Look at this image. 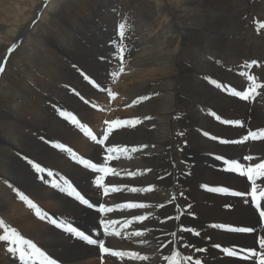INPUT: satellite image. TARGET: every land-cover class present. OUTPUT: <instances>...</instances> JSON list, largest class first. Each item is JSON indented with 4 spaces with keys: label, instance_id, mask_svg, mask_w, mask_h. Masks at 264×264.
Returning <instances> with one entry per match:
<instances>
[{
    "label": "bare ground",
    "instance_id": "6f19581e",
    "mask_svg": "<svg viewBox=\"0 0 264 264\" xmlns=\"http://www.w3.org/2000/svg\"><path fill=\"white\" fill-rule=\"evenodd\" d=\"M30 1L31 7L37 4V0ZM180 1L168 0L167 2L172 3L171 5L182 6ZM190 1L195 4L199 3L197 0ZM223 1L234 2V6L239 7L237 8V15L240 14L241 17L249 10L248 7H244V5H248V0ZM52 2L53 0H49L45 4L43 3V6L47 5V7L44 11L41 10V14H45L49 10ZM158 2L161 11L159 13H162L167 4L163 3V0ZM6 3V0H0V6L6 5ZM182 8L186 9V7ZM166 9L168 10V8ZM164 12L166 13V11ZM42 15L40 19H42ZM38 18L39 16L35 19ZM240 21L238 24L241 27L244 21ZM167 28L168 31L172 32L177 30H173L171 25ZM230 28L233 27L230 26ZM203 29L202 32L207 31L206 28ZM180 32L182 37L187 36L182 31ZM195 35L188 34L189 37L187 36V40L184 39V43L178 41L174 49L163 51L165 48H161L162 50L155 54L149 49L152 47L151 40L155 37V34H151L149 46L145 51L141 46L142 42L130 48L131 55H127L124 51L122 64L118 59L119 50L116 49V51L111 52L112 49L109 48L105 50V54L102 56L103 65L87 70L91 76L97 79L98 84L105 86L104 84L108 85L114 79L111 73L117 72L118 65L123 67L125 75H122L118 83L109 86L115 90L113 92L115 96L111 99V103L115 106L105 108L107 112L111 111L105 120L139 118L142 123L135 128L116 131L106 142V145L108 143L120 144L130 149L147 145L146 148H141L140 151L136 152L118 153L120 155L119 160H104L103 157L106 154L102 151V146L91 141L90 137L75 126L70 127L68 124L70 120L67 116H60L59 109H63L62 105L66 102L65 92L62 93V98L65 101L60 102V100L57 108H52L53 110L50 111L46 120L41 118L38 124L40 130H46L49 135L56 138L57 142L64 144L65 149L71 148L76 155L79 154L82 158L91 160L93 163H106L108 167L115 168L118 175L109 174L105 177V183L109 187H120L122 189L120 193H110L107 197L103 196L102 190L94 185L95 175H99V173L95 174L91 169H86L83 165L73 161L71 159L73 152L65 155L60 153L54 145H48L50 143L37 144V146L41 152V164L47 165L45 172L47 174L49 171L52 173L51 176L48 175L51 183L64 187L65 181L70 182L81 195L89 200L92 207L81 204L73 197H68L59 188L45 186L37 178V173H28L26 170L28 167L25 168L22 159L11 157L12 163H6L2 167V171L8 167L9 172L6 171L8 174L6 172L5 174L12 176V182L17 183L21 192L34 204L38 206L41 204V207L59 214L55 216L43 213L41 217L46 218L38 219L20 200L19 193L21 192L14 197L0 196V211L5 215L0 216V221L16 226L28 238L26 241H31L44 253V256L39 255V253L32 255L31 264H45L46 257L49 256L56 259L57 264H171V262L186 264L184 257L188 255L194 259H200L201 264H259L258 257L249 258L244 253L251 250L264 251L259 246V237L264 236V219L258 216V212L250 199L249 203L246 204L243 202V197L232 195L236 191L249 192L251 182L246 176L227 171V169L240 171L243 166L238 165L233 160L246 163L242 157L243 154L246 157L253 156L254 159L248 163H257L258 160L263 159H257V157H264V142L248 143L244 142L243 139L248 136V132L264 130V105H262L264 104V87H261L264 85V80L263 82L259 80L258 83L263 95H258L254 103L239 102V100L222 94L217 89L218 87L215 88L214 82L209 83V77L215 79V74H218L223 80L224 78L230 80L223 82L229 86L242 89L248 87L238 70L233 71L235 66L230 61L251 56V39L249 40V35L242 37L239 32L233 36L229 31L228 34ZM168 40L166 39V41ZM181 50L186 51L188 57L186 60H182L179 56ZM70 53L75 60H79L82 56V51L79 50H73ZM214 59H216L215 62H221L222 67L216 68L213 64ZM184 66L187 67L185 70L188 74L185 76L181 74ZM78 69L79 71L70 67L67 69V76H69L67 78H74V82L78 79L79 82L74 84L71 81L72 93L78 92L92 100L100 102L107 100L108 102L109 97L98 92L88 80L83 79L82 73L84 72L81 71V73V69ZM262 76L264 79V75ZM141 96H147L149 99L141 101L139 99ZM76 98L74 101L67 100L68 103L65 104V107L70 111L69 114L79 119L94 134L100 135L104 127V124L102 126L104 119L101 118L103 114L87 107L80 100L81 98L79 99L77 96ZM134 100L136 101L135 104H133ZM129 102H131L130 106L127 105ZM179 102L183 104V113L180 112ZM199 105L212 107L218 110L217 113H225L226 115L223 117L225 123H239L241 121L243 124L242 126L224 125L223 123L221 125L219 122L216 124L214 119L211 120L207 115L205 107H198ZM222 113L221 115L218 114L219 117L223 116ZM175 115L178 116V119L180 116V124L185 130V139L188 141V143H184L185 147H182L187 159L186 166L180 163L179 151L173 145L176 137L173 133L171 119ZM203 132H212L214 136H204ZM30 137V142L36 141L31 135ZM225 139L229 143L220 142ZM18 145L22 147L20 143ZM191 154L192 157H190ZM79 155L77 156L80 157ZM202 161L211 164V166L201 165ZM81 162L90 163L87 160ZM20 164L24 170L22 178H20L21 174L15 175L17 169H20L17 167ZM179 167L183 168L182 173L179 172ZM257 170H260L259 166L253 169L249 166L246 169L249 179L253 178V173ZM133 171L136 172V176H129L128 173ZM57 174L63 177L57 178ZM201 185H204L203 189H200ZM257 186L258 191H264V179H257ZM132 187L151 188L152 190L150 192L132 193L129 191ZM214 187H227L229 192L214 193L210 191ZM181 190L186 191L185 194L183 193L184 195ZM220 196L225 197L221 198ZM192 197L196 198L195 207L198 210H205L202 209L205 206L212 208L211 205H213L215 208L212 212L215 216L213 219L217 220L212 222V225L223 223L227 227H251L254 231L250 233L230 232L218 229L217 226L216 228L209 227L207 220L193 212V208L189 204ZM99 203L112 207L113 212L100 214L98 211ZM125 203H144L149 207L144 209L116 207L118 204ZM261 205L264 207V200L261 201ZM251 210L255 213L253 223H246L251 215ZM137 215L146 216L147 219L135 221L133 217ZM52 219L65 223V226L71 224L94 239H102L105 247H110L114 251L136 252L141 256L147 255L149 259L144 261L130 257L109 258L108 254L100 251L97 245H88L87 242L78 241L75 237L70 238V234L65 229L51 224ZM100 219L113 220L116 223L109 225L108 233H104L103 226L99 225ZM126 221H131V223L126 224ZM184 229H191V231ZM137 231H142L143 235L137 237L135 235ZM116 232H119L120 235H114ZM196 232L200 233L199 236L195 234ZM172 233L176 235L173 236ZM9 235L17 243L13 245L10 241L4 242L6 246L4 252L3 244L0 243V264H26V261L29 260L28 254H31L33 249L25 244L17 234L12 236L10 233ZM169 240H175L176 243L169 247L161 246L168 245ZM217 244L220 245L219 248L216 247ZM186 245L189 247H185ZM12 247L16 248L13 256L7 252ZM223 248L235 250L237 255L229 256L223 251ZM194 249H202V251L197 252ZM21 251L26 253L24 260L20 259ZM164 256L169 258L167 262L162 259Z\"/></svg>",
    "mask_w": 264,
    "mask_h": 264
},
{
    "label": "rangeland",
    "instance_id": "374dc122",
    "mask_svg": "<svg viewBox=\"0 0 264 264\" xmlns=\"http://www.w3.org/2000/svg\"><path fill=\"white\" fill-rule=\"evenodd\" d=\"M6 1V5L0 6V60L4 59L5 53H7L8 49L12 47L13 44L17 47H15L8 58L5 72L0 73V196L14 197L21 192L17 183L12 182V176L7 175L8 173L6 171L9 172L8 167L5 171L1 170L6 163H12V158L22 159L25 164V168L28 167L26 169L28 173H37L34 168L35 164H40L41 168H44L45 171H47V165H43V163L41 164V152L37 144L43 145L50 143L48 145L53 146L59 142H57L56 138L49 135L46 130H40L38 128V124L41 118L46 120L50 111L57 108V104L60 100V102H62L66 99V102L62 105L64 108L59 109L60 113H70L69 109L65 107V104L68 103L67 100H76V93L79 95L77 97L79 99L81 98L80 100L87 107L103 114L101 117L104 119L103 121H105L107 115L111 113V111L107 112L105 108L115 105L111 103L112 97H109L107 92H102L97 89L98 92L101 94L104 93V95L106 94V96L109 97L108 102L107 100L104 102L95 101L78 92L73 94L71 81L76 84L79 83L78 79L74 82V78H67L69 77L67 76V69L69 67L76 71H79L78 68H80V72L82 71L85 73L84 75V73L81 72L83 74V79L86 81L88 80L90 85L94 88L98 87L99 85L96 84L98 83L97 79L91 76V73L87 70L92 67L103 65L104 60L102 56L105 54V50L109 48L112 49V52L123 47L126 48L124 51H126L127 55H131L132 53L130 52V48L135 44H141L142 42L141 46L145 51L147 46H149V36H151V34H155V39L153 38L151 40L153 48L150 47L149 49H151V52L157 54L164 48L165 49L163 51H170L171 49H174L178 41H183L184 43L189 37L188 34H228L229 31L233 36L237 35L238 32L239 34H242V37L249 35V40L251 39L250 42H252L251 56H247L237 61H230L235 66L233 71L238 70V73L241 75L242 73L244 74L242 75L243 80L248 87L246 89H242L236 86H229L223 82L230 80L225 78L223 80V78L218 74H215V79L209 77V83L214 82L215 88L218 87L217 89L222 92V94L229 96V98L234 100H239V102L254 103L255 98L258 95H263V91H261L258 83L259 80L260 82H263L264 80L262 76L264 75V29H258L256 22H264V0H248V5L246 4L247 6L244 5V7H248L249 10L242 17L240 14L237 15V8L239 7H235L234 2H224L223 0H197L199 3L196 4L194 2L191 3L190 0H181L180 2L182 6L175 4L171 5L172 3L167 2L168 0H163V3L167 4L166 8H168V10L164 8L162 13H159L161 12L159 10V0H53L51 7L45 14L42 13L43 15L41 12L47 7V5H43L49 0H37V4L34 5V7H31L32 4L30 0ZM169 7L171 8L169 9ZM182 7H186V9L184 10ZM180 9L181 11H179ZM202 10L205 11L203 12ZM164 11H166V13ZM5 14L7 18L4 16ZM41 15L42 19H40ZM38 16L39 18L35 19ZM238 20L244 21L241 27L239 26L240 23ZM168 22H170V24H168ZM121 24L124 25L123 36L120 35L121 29L119 26ZM169 25L173 27V30H177L173 32L168 31L167 27H169ZM230 26L233 28L231 29ZM203 28L207 29V33L202 32V30H204ZM180 31H182L183 34H187L188 37H182ZM166 39L169 40L166 41ZM123 44L126 46L124 47ZM73 50L82 51V56L79 60H75L74 57H72L70 52ZM179 56L182 60H186L188 58L186 51L184 50H181ZM215 60L216 59L213 60L215 67H222L221 62H215ZM252 61L256 62L254 66L251 63ZM122 63L123 61L121 64ZM120 68L121 65H118L117 72H119ZM183 68L184 73L181 72V74L185 76V69H187V67L184 66ZM247 74H251L256 77L255 81H253L252 76H248ZM122 75H125L124 71L121 72L119 76H112L114 78L112 79V82L108 85H104L114 92V88H110L109 86L118 83L121 80ZM237 91L241 93H238ZM63 92L66 93V95H64L65 99L62 98ZM236 95L241 96L238 97ZM243 96H248L249 98L243 99ZM130 103L131 102L127 105L130 106ZM92 105H95V109L91 107ZM178 105L181 108L180 112L183 113V104L179 102ZM198 107H205V111L209 118L211 120L213 118L216 124L220 123L222 125V121L224 120L223 117L226 115L225 113L221 112L223 116L219 117L218 114L221 115V113H217L218 110L213 109L212 107L203 105H199ZM174 118L171 119V125H173V133L177 139H174L173 145H175L179 151L180 163L183 166H186L187 159L182 147H185V144L188 143V141L185 139V130L180 124V116L179 119L176 115ZM68 124L72 127L71 121H68ZM98 127L101 128L99 125ZM245 129L247 128L245 127ZM181 133H183V135H181ZM30 135L36 141L30 142ZM203 135L214 136L212 132H203ZM260 135H264V131H262ZM248 136L256 139L246 140L248 143L264 142V139H259V136H256V132L252 131L251 133H248ZM248 136L245 138L247 139ZM41 137H43V139H41ZM97 137L99 138L100 135H97ZM18 143H20L22 147H20ZM58 150L60 153H64L65 155L69 153L66 150ZM190 157H192V154ZM242 157H246V155L243 154ZM260 158L264 159L263 156L257 157V159ZM263 159L257 161V163L262 162L261 164L251 166V169L256 166H259L260 169H264ZM201 165L211 166V164L203 161L201 162ZM17 167L21 170L17 169L15 175L21 174L20 178H22L24 170H22L23 168L21 167V164ZM45 171L37 173V178L41 180L45 186H52L55 188V185L51 183V180ZM5 172L7 174H5ZM179 172L182 173L183 168L179 167ZM261 174H264V172H261ZM56 177L59 178L63 176L57 174ZM203 188L204 185H201L200 189ZM181 192L182 194H185L186 191L181 190ZM220 197L222 198L225 196ZM195 200V197H192V199L189 200V204L193 208V212L207 220L209 227L216 228V226L212 225V222L217 220L213 219L215 217L212 213L214 212L213 209H215L213 205H211L212 208L205 206L202 208L205 210H198L195 207ZM23 202L36 218H41V216L36 215V210L34 208H30L28 206L27 201ZM41 206V204L38 206L41 209V215L43 213H49L55 216L59 215ZM0 216L5 215L0 211ZM253 216H255V213L251 210V215L246 223H253ZM10 229H15L17 236L22 241L28 240V238L20 232L21 230L19 231V229L13 224H9L7 222L0 223V235H9L11 233ZM4 242L5 241H0V243L3 244V252L6 247ZM7 252L12 256L14 255V252L11 250H7ZM171 264H175V262H171Z\"/></svg>",
    "mask_w": 264,
    "mask_h": 264
},
{
    "label": "snow or ice",
    "instance_id": "6c2138e0",
    "mask_svg": "<svg viewBox=\"0 0 264 264\" xmlns=\"http://www.w3.org/2000/svg\"><path fill=\"white\" fill-rule=\"evenodd\" d=\"M257 28L258 29H264V22L261 21H257L256 22ZM120 35L123 36L124 32H123V28L124 25L121 24L120 26ZM16 45H12V47H10L7 51V53H5V57L3 60H0V73H4L5 72V68H6V64L8 61V58L10 56V54L12 53V51L15 49ZM118 59L122 62L124 59V48L121 47L119 49V56ZM252 65L254 66L256 64L255 61L251 62ZM124 69L123 67L120 68L119 72H112L111 76L115 77V76H119V74L121 72H123ZM242 75H244L242 73ZM248 76H252L251 74H247ZM253 81H255L256 77L252 76ZM250 81V80H249ZM96 83V81H95ZM98 84V83H96ZM98 87H95L96 89L102 91V92H107L109 97H114L115 93H113L110 89H108L106 86L102 87L100 84H98ZM261 87H264V85H261ZM238 93H241L239 91H237ZM77 96H79L76 93ZM236 96H241V95H236ZM249 97H244L243 99H248ZM141 101H147L149 99V97L147 96H141L139 98ZM136 101H133V104H135ZM93 109H95V105L91 106ZM60 116L64 117L67 116L68 119L71 121V125L75 126L77 129H79L82 133L86 134L88 137L91 138L92 141H95L96 144H98L99 146H102V151L106 154L104 155L103 159L104 160H119L120 159V155L119 154H123V153H127L129 151H140L141 148H146L147 145H141L140 148H128L127 146H122L120 144H111L108 143L106 145V142H108L110 140V137L119 130L122 129H127V128H135L137 125L141 124L142 121L139 118H134V119H115V120H105L103 121L104 127L101 130L100 133V137L98 138L96 134L93 133V131L88 128L85 124L81 123V121L79 119H77L75 116H71L69 113L66 112H61ZM147 119V117H146ZM222 123L224 125H231V124H236L239 126H242L243 122H239V123H225L224 121H222ZM264 131V130H260L259 132L257 131H253L256 132L257 136H259V139H264V135H260V133ZM249 133V132H248ZM247 133V135H248ZM181 135H183V133H181ZM41 139H43V137H41ZM244 139V138H243ZM256 140L253 139V137L248 136V139H244L246 140ZM221 143H229L228 140H222L220 141ZM54 147L56 149H61V150H66L69 153H72V149L71 148H67L65 149V145L61 144V143H57L54 145ZM71 159L73 161H75L76 163H78L79 165H83L86 169H91L93 173H99V175H95V179H94V185L95 187L100 188V190H102V195L107 197L110 193H120L121 192V188L120 187H109L106 183H105V177L108 176L109 174H111L112 176H117L118 173L116 172L115 168H111L108 167L107 164H97V163H93L91 160L88 159H84L82 157H78L75 153H72ZM82 160H87L90 161L89 164H84L81 161ZM244 160L246 161V163H240L236 160L235 161L238 165L243 166L242 169L240 171L234 170V169H227V171L233 172V173H238L241 176H246L248 178V180L251 182V190L249 192H241V191H236L233 192L232 195H235L237 197H243L244 198V203L248 204L249 203V199L251 200L252 204L254 205L256 211L258 212V216L262 219H264V207H262L261 205V201L264 200V191H258V186H257V179H264V174H261V172H264V169H260L257 170L255 173H253V178L249 179V174L247 171H245L246 169L249 168V166H255L260 163H247L248 161H252L253 157L252 156H247L244 157ZM31 163V162H29ZM35 168V172L37 173H42L45 171L44 168H41L40 164H35L34 165ZM48 175L51 176L52 173L49 171ZM129 176H136V172H130L128 173ZM56 188H59L60 191L62 193H66L68 197H73L75 198V200L81 202V204L86 205V206H91L92 205L89 203V200L86 199L83 195H81V193L77 190L76 187H74L70 182L65 181V186L61 187L59 184L55 185ZM255 187V190H253V188ZM152 189L151 188H137V187H132L129 191L132 193H138L141 191L144 192H150ZM210 191L214 192V193H228L229 189L227 187H214L211 188ZM182 195V194H181ZM19 198L21 201H27V204L30 208H34L36 210V215L37 216H41V209L34 204L30 199H28L27 196H25L22 192L19 193ZM117 208H121V209H144L149 207V205L144 204V203H125V204H118L116 205ZM98 211L100 214H104V213H110L113 212V208L112 207H108L106 206L104 203H99V207H98ZM46 218V217H41ZM133 219L135 221H144L147 219L146 216H142V215H137L134 216ZM176 219H179V217H176ZM0 223H2V221H0ZM116 221L113 220H106V219H100L99 221V225L103 226V231L104 233H108V227L109 225L115 224ZM127 223H131V221H126ZM51 224L53 225H57L59 228L61 229H65V231L67 233L70 234V238L71 237H75L77 238L78 241L82 240L87 242V244L89 245H97L99 247V250L102 251L103 253L108 254L109 258L112 257H119L121 259H123L124 257H130V258H136V259H140V260H148L149 257L147 255L141 256L139 253L136 252H125V251H114L112 248L110 247H105L104 241L102 239H94L92 238L90 235H86L83 231H80L77 227H73L71 224H67V226H65V223L63 222H58L56 219H52L51 220ZM215 226L218 227V229H223L225 231H230V232H244V233H250L253 232L254 229L251 227H227L225 226V224L223 223H217L215 224ZM186 231H191V229H184ZM10 232L12 233V236L16 235V230L15 229H10ZM197 236H199V232L195 233ZM114 235L119 236L120 233L116 232L114 233ZM135 235L137 237L142 236L143 232L142 231H137L135 233ZM173 236H175V233H172ZM0 241H5V242H11L13 245H15L17 243V241L15 239H13L12 237H10V235L5 234V235H0ZM25 244L29 245L31 247V249H33V252L29 255V260L26 261V264H31V256L35 255L36 253H39V255L44 256V253L40 251L39 248L36 247L35 244H33L31 241H24ZM143 243V241H142ZM176 243L175 240H169L168 241V245H161L162 247H169L171 246V244ZM259 246L261 249H264V236L259 237ZM185 247H189L188 245H186ZM216 247H220L219 244L216 245ZM12 252L16 251V248L13 247L10 249ZM195 251L199 252L202 251V249H194ZM223 251L225 253H227L229 256H236L237 255V251L235 250H230L229 248H223ZM26 253L24 251L20 252V259L24 260ZM245 256L249 257V258H254V257H258L259 258V264H264V251H259L257 252L256 250H251L249 251H245L244 253ZM165 262L168 261V257L164 256L162 258ZM184 261L186 262V264H201V260L200 259H194L192 256L188 255L184 257ZM45 264H57V260L49 257H46V262Z\"/></svg>",
    "mask_w": 264,
    "mask_h": 264
}]
</instances>
